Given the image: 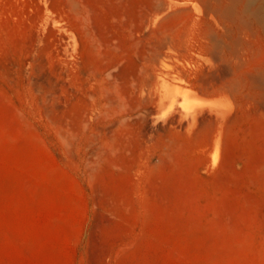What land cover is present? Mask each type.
<instances>
[{
	"label": "rangeland",
	"instance_id": "obj_1",
	"mask_svg": "<svg viewBox=\"0 0 264 264\" xmlns=\"http://www.w3.org/2000/svg\"><path fill=\"white\" fill-rule=\"evenodd\" d=\"M0 264H264V0H0Z\"/></svg>",
	"mask_w": 264,
	"mask_h": 264
},
{
	"label": "bare ground",
	"instance_id": "obj_2",
	"mask_svg": "<svg viewBox=\"0 0 264 264\" xmlns=\"http://www.w3.org/2000/svg\"><path fill=\"white\" fill-rule=\"evenodd\" d=\"M234 3H230L229 6L226 8V12H230L232 10V6Z\"/></svg>",
	"mask_w": 264,
	"mask_h": 264
}]
</instances>
